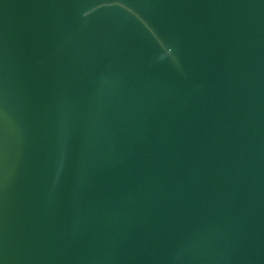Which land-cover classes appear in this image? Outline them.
Here are the masks:
<instances>
[{
    "label": "water",
    "instance_id": "obj_1",
    "mask_svg": "<svg viewBox=\"0 0 264 264\" xmlns=\"http://www.w3.org/2000/svg\"><path fill=\"white\" fill-rule=\"evenodd\" d=\"M0 264H264V0H0Z\"/></svg>",
    "mask_w": 264,
    "mask_h": 264
}]
</instances>
